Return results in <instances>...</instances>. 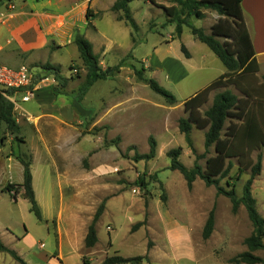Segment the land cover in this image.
<instances>
[{
    "label": "crops",
    "instance_id": "obj_1",
    "mask_svg": "<svg viewBox=\"0 0 264 264\" xmlns=\"http://www.w3.org/2000/svg\"><path fill=\"white\" fill-rule=\"evenodd\" d=\"M115 1L109 0L102 5L103 0H45L50 5L54 4L55 8L35 11L18 10L16 6L15 10L7 13L5 22L0 25V63L13 68L27 65L37 78H40L38 89L30 100L22 101L21 95H16L18 106H14V117L19 126V132L13 134L7 129L5 123L1 125L0 205L5 204L7 194L16 201L17 194H23L22 188L16 187L17 189L14 188L11 193L4 188L9 184L23 183L25 168L21 157L28 156L31 163L32 186L43 215L42 220L53 222L54 232L60 239L61 253H63L64 239H67L66 244L71 248L80 247V244L74 240L76 238H83L85 242L88 227L102 200V192H106L107 199L104 198L106 205L97 223L98 242L100 240L99 224L102 223L103 216L107 212H112L110 205L114 202L123 210H126V207L134 208V213H141L138 218L130 215L128 229L130 234H133V222L144 221L142 219L144 205H138L136 209L130 201V196L127 195L126 188L121 189L119 194L112 193L108 188L109 185H106L107 182L103 180L114 178L117 174L118 157L115 142L110 146L111 141L115 139L116 130L119 128L127 131L124 138H134L132 132L142 129L136 120L139 119L137 116L142 106L162 105V103L159 102L161 103L159 104L157 99L150 97L149 85L137 81L129 65H123L114 76V79H118L120 86H115L114 90L110 89V93L106 94L102 101V106L95 108L90 104L89 94L95 84L105 80L95 82L86 94L80 97V88L77 89L76 85H80L81 82L77 84L76 77L65 72V66L61 61L63 53L70 50L73 56L68 61L69 67L76 62L84 69L79 48L75 42L78 34L84 35L92 42L94 53L99 56L100 65L104 69L119 64L125 56L132 53L134 47L142 44L143 41H148V37L137 41L129 24L117 18L112 10ZM135 1L138 0L132 1L129 6L138 24L134 11L141 9V6L134 8L132 4ZM144 1L149 2V0ZM88 8L91 9L90 20L86 16ZM93 9H95L94 14ZM242 9L260 67L258 75L264 76V0H242ZM95 14L96 16L92 19ZM91 21L93 26H90ZM121 26L125 29L120 28ZM128 26L129 29H126ZM108 28L115 32L111 34L107 31ZM4 33L8 36L2 40L1 36ZM124 37L130 40L128 47L130 51L121 53L119 56L117 52L119 50L116 52L115 50L123 48ZM165 45L166 49L162 53H159L157 48L152 51L146 66L153 68L154 77H156L155 74L162 72L160 75L167 84L160 79L157 81L164 87L167 85V89H170L169 91L177 97V100L183 101L184 104L189 97L227 72L221 59L191 30L184 29L181 35L165 40ZM5 56L11 61L10 63L4 62ZM133 56L135 58V55ZM147 59L144 57L141 62ZM46 63L59 66L61 76L66 79L59 80L54 72L43 69ZM81 79L82 77L79 81ZM195 81L198 82L197 86H193ZM214 95L212 92L211 99ZM87 100H89L88 103ZM139 114L143 118L142 112ZM101 128L108 129V148H103L100 143ZM178 131H180L179 127ZM169 133L171 137L174 135L170 130ZM92 134L95 135L96 141L89 140ZM171 137L165 144H168ZM120 166L122 167V164ZM112 182L108 184L116 189V183ZM184 184L182 182V185ZM167 188L169 190L168 182ZM16 190L18 193L15 192ZM12 193L16 195V198L12 196ZM159 207L161 210L155 211L154 206H148V219L143 230L147 229L152 236L161 238L160 242L165 246L161 245V248L164 247L161 254L160 249L157 250L160 244H156L150 250V258L155 261H164L174 252L173 256L176 255L175 259L179 261L187 260L192 264H200L198 259L200 252L194 240L195 232L203 229L209 211L214 205H204L202 209L197 205ZM188 209L189 214H187ZM109 225L111 229H108ZM115 227L110 223L107 224L106 229L109 235ZM7 231L10 232L7 224L0 221V235ZM11 235L15 236L13 233ZM29 237H31L29 234H25L19 242L25 239L27 241ZM30 240L32 241L28 247L33 250L36 248V241L33 237ZM176 242L181 243L183 248L175 251L171 245ZM109 244L113 246L111 237ZM104 259L101 260V264ZM59 261L64 264V260ZM229 263L214 260L209 264Z\"/></svg>",
    "mask_w": 264,
    "mask_h": 264
},
{
    "label": "rangeland",
    "instance_id": "obj_2",
    "mask_svg": "<svg viewBox=\"0 0 264 264\" xmlns=\"http://www.w3.org/2000/svg\"><path fill=\"white\" fill-rule=\"evenodd\" d=\"M108 1L109 0H103L102 5H105ZM156 2L158 3L157 5L150 1L145 2L144 0L133 2L132 5L134 8L141 6V9L134 11L136 19L138 20L137 28L134 29L129 24L130 29L134 31L137 41H142L145 37H148V41H143L142 44L134 47L132 50L133 54L130 53L125 56L120 63H122V66L129 65L132 70V65L134 64L138 68L144 66L146 68V76L166 82L160 75L162 72L155 74L156 77H154V75H152L153 68L151 66L147 67L146 64L150 61L149 56L155 48H157L159 53H162L163 50L165 51L166 49L165 40H170L178 35L177 21H170L171 16L161 7L172 6L177 3L173 2V0H156ZM16 6L18 10L25 9L28 11L55 8L54 4L50 5L46 3L45 0H0V13L7 14L12 12L16 9ZM178 7L180 6L178 5ZM92 11L94 14L95 9ZM204 11L207 12L205 13ZM114 12L118 19H120L119 16H123V11ZM130 12L133 17L131 9ZM203 12L201 18H198L196 15L188 16L187 14H181V17L184 19L186 18L197 27H203L206 32L209 33L211 25L219 19L220 15L213 9H203ZM95 16L96 14L92 19H94ZM90 26H93V21L90 22ZM129 26L126 27V29H129ZM120 28L125 29L123 26ZM182 29H186V31L190 30L186 24H182ZM107 31L111 32V34L115 32L109 28ZM7 36V33L2 34V40ZM99 38L101 39V37ZM122 42L123 48L115 50V52L119 50L117 51L119 56L121 53L124 54V52L130 51L128 49L130 40L124 37ZM133 55H135V58ZM71 56H73V52L68 50L63 53L61 61L63 66H65V72L71 73V76L76 77L75 80L77 84L81 82L80 85L74 83L76 87H78L77 89H79L86 82V69L85 67L82 69L83 66H80V64L76 62L72 63L69 67L68 61ZM144 57L146 59L148 58L147 61L141 62ZM4 59H6L4 61L6 63L11 62L7 56H5ZM133 73H135V71ZM80 77H82V79L79 81ZM136 80L139 81L137 77ZM197 84L198 82L195 81L193 86H197ZM115 86H120V83L118 79H114V77L95 84L89 94L90 104L94 105L95 108L101 107L106 94L110 93V89L114 90ZM231 88L235 93H238L234 86H231ZM173 90L177 95L174 88ZM217 91H214L213 95ZM149 92L150 97L157 99L158 103L161 102L162 105L154 106L150 104L148 107L142 106L139 113L142 112V116L144 115L143 118L145 117L146 119L144 120L141 118V114L138 113L137 118L139 119L136 120L139 122V127L142 129L132 132L135 136L134 138H124L123 136L126 135L127 131L120 130L119 128L116 130L115 139H111L110 146L115 142L118 157L117 174L114 178L103 180V182H107L106 185H109L108 188H110V192L112 193L116 192L115 194H119L121 189L124 190L126 188L128 191L127 195L130 196V201L136 209L138 205H144V218H142L144 221L133 222V234H130L128 230L130 215L138 218L141 213H134V208L128 209L127 207L124 211L121 206L116 205L114 202L110 205V210L112 212H107L103 216L102 223L99 224L100 240L97 245L95 244L96 246L86 247L83 238H76L74 240L80 244V247L71 248L66 244L67 239H64L63 253H61L60 239H58L54 232L53 222L38 219L36 215L30 211V203L23 194H17V201L7 194L5 196V204L0 205V221L7 224L10 232L7 231L2 233V236L0 235V240L7 247L14 250L23 261L28 264H62L59 261L62 259L64 260V264H101V260L107 256L121 254L127 257L138 255L145 256L143 261L139 264H185L187 262L192 264L187 260L179 261L175 259L176 255L175 257L173 256L174 252L168 255L167 260L164 261H155L150 258V250L156 244H160V248L157 247L158 251L160 249V253L164 250V247L161 248V245H165L163 243L161 244V238L152 236L151 232L146 228L145 231L143 230V226L146 225L148 219V206L152 205L155 207V211H158L161 210L159 206L163 207V205H197L200 209H202L204 205H214L215 223L211 235L207 238L204 237L205 225L202 230L195 232L196 236L194 240L197 242L198 251L200 252L198 256L200 264H209L214 260L230 262L229 264H249L230 261L231 258L248 250L244 241L254 231V226L245 206L240 204L238 210L233 211L230 198L218 192L217 186H208L204 180L198 177L195 184L193 183L194 188L192 187L190 189L182 173L170 168L171 159L168 153L174 148L181 149L179 159L187 167L192 168L195 163H199L202 167H205L207 157L214 153L213 147L209 149L206 147L205 130L198 129L194 126L188 134L178 131L179 119L187 116L183 101L177 100L175 104H169L164 96L152 90L150 86ZM88 102L89 100H87V103ZM211 103L212 99L209 104ZM168 129L174 134L172 137ZM94 133H96V131H94ZM99 133L102 139L100 140V143L103 145L102 147L108 148V129L101 128ZM150 137H154L156 140L155 155L150 159L137 158L139 155L150 153ZM170 137L171 139L168 144H165L166 140ZM91 139L94 140L95 135L92 134L89 136V140ZM259 156L262 157V170L253 182L252 193L256 199L257 208L264 217V148L253 152L254 159H258ZM120 164H122V167ZM229 164L230 168L228 173L219 178L218 185L225 190L234 188L237 196L241 197L243 195L244 185L250 178L251 172L247 171L241 178H238L237 160L231 159ZM112 181L116 183V189L112 188L113 185L110 186V184H108ZM167 182L169 190L167 188ZM182 182L185 184L182 185ZM105 195L106 192L101 193L102 200L99 206L106 205L107 198ZM89 197L91 198V194ZM189 213L190 210L188 209L187 214ZM108 223L116 226L114 231H110V235L106 229ZM108 229H111L110 225ZM11 233L19 238L11 235ZM25 234L31 236L29 240L26 241L25 239L19 242L22 239L21 237ZM32 237L36 241V248L30 250L28 246L30 241H32L30 240ZM110 237L113 240V246L109 244ZM171 247L174 248L175 251L183 248L182 244L179 242L172 244ZM254 254L263 257L264 250H256ZM0 264L22 263L10 252L0 251Z\"/></svg>",
    "mask_w": 264,
    "mask_h": 264
},
{
    "label": "trees",
    "instance_id": "obj_3",
    "mask_svg": "<svg viewBox=\"0 0 264 264\" xmlns=\"http://www.w3.org/2000/svg\"><path fill=\"white\" fill-rule=\"evenodd\" d=\"M134 0H116L112 6L113 11H123L120 19L125 20L134 29L137 23L130 12L129 3ZM158 4L156 0H149ZM177 4L172 6H161L171 16L170 21H177V32H183L182 24H186L191 32L202 42L207 44L221 59L227 68V72L211 81L193 96L185 101V112L187 116L179 119L180 131L188 134L194 126L205 130V144L207 149L214 148L206 159L205 167L195 163L192 168L187 167L180 161V148L169 151L171 159L170 168L178 170L184 176L188 187L191 189L198 177L205 181L208 186L215 185L218 192L226 195L232 202L233 211H237L243 204L248 212L249 218L254 226L253 233L245 239L248 250L231 258V262L264 264V256L254 254L256 250H264V217L260 214L256 199L252 193V185L255 178L262 170V157L254 159L253 152L264 148V76H259V63L251 34L245 21L242 0H173ZM160 6V5H159ZM203 9H213L220 15L219 19L212 25L208 33L203 27H197L181 14L196 15L201 18ZM91 9L88 8L86 16L91 19ZM75 42L80 51V57L86 69V82L80 87V97L85 95L88 89L99 80L113 78L119 71L122 63L115 66L103 68L100 58L94 53L92 42L84 35L78 34ZM183 49L186 51L185 47ZM186 54L187 51H186ZM135 75L139 81L150 86L152 90L165 97L169 104H175L177 97L162 86L155 78L145 75L144 66L138 68L132 65ZM46 71L54 72L59 80H65L60 74V67L51 63L43 65ZM234 86L238 93H235ZM219 90V91H217ZM217 91L211 101L212 92ZM7 129L17 134L19 126L14 117L13 103L0 94V129L2 124ZM150 153L139 155L137 158H153L156 152V140L150 137ZM236 159L238 163L237 177L241 178L247 171L251 172L243 188V195L238 197L235 189L225 190L220 187L219 178L225 176L230 168V160ZM24 164V181L19 185L9 184L4 190L11 193L14 188L23 189V195L30 203V211L40 220L43 219L41 209L38 205L32 186V173L30 158L21 157ZM17 189V188H16ZM15 192L18 193V190ZM12 194L14 198L16 195ZM105 205H100L88 227L85 237V246L93 247L98 242L97 223L104 212ZM215 212L212 209L208 215L204 227V237L211 235L214 229ZM0 251L10 252L22 264L23 261L14 250L7 247L0 240ZM145 256L138 255L124 257L119 254L107 256L102 264H139Z\"/></svg>",
    "mask_w": 264,
    "mask_h": 264
},
{
    "label": "built area",
    "instance_id": "obj_4",
    "mask_svg": "<svg viewBox=\"0 0 264 264\" xmlns=\"http://www.w3.org/2000/svg\"><path fill=\"white\" fill-rule=\"evenodd\" d=\"M6 15V13H0V25L5 22ZM38 78L27 65L13 68L0 63V94L16 107L18 106L17 94L21 95L22 101H28L34 96L40 81Z\"/></svg>",
    "mask_w": 264,
    "mask_h": 264
}]
</instances>
